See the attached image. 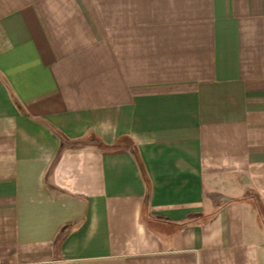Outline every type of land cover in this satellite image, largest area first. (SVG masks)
<instances>
[{"label": "crops", "instance_id": "obj_1", "mask_svg": "<svg viewBox=\"0 0 264 264\" xmlns=\"http://www.w3.org/2000/svg\"><path fill=\"white\" fill-rule=\"evenodd\" d=\"M0 264H264V0H0Z\"/></svg>", "mask_w": 264, "mask_h": 264}, {"label": "trees", "instance_id": "obj_2", "mask_svg": "<svg viewBox=\"0 0 264 264\" xmlns=\"http://www.w3.org/2000/svg\"><path fill=\"white\" fill-rule=\"evenodd\" d=\"M62 139L64 143H79L82 142V139H69L66 136H64L60 131L53 129Z\"/></svg>", "mask_w": 264, "mask_h": 264}]
</instances>
